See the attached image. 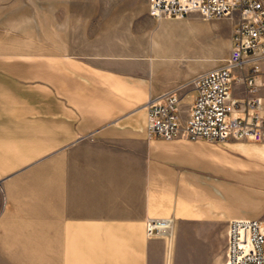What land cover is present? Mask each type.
Returning a JSON list of instances; mask_svg holds the SVG:
<instances>
[{
	"label": "crops",
	"instance_id": "0c3cea01",
	"mask_svg": "<svg viewBox=\"0 0 264 264\" xmlns=\"http://www.w3.org/2000/svg\"><path fill=\"white\" fill-rule=\"evenodd\" d=\"M98 17L50 15L46 36L0 45V264H215L230 222L264 218V145L149 138L145 103L192 105L211 69L171 46L178 19L137 36ZM149 219L171 232L148 238Z\"/></svg>",
	"mask_w": 264,
	"mask_h": 264
},
{
	"label": "built area",
	"instance_id": "2783aa9c",
	"mask_svg": "<svg viewBox=\"0 0 264 264\" xmlns=\"http://www.w3.org/2000/svg\"><path fill=\"white\" fill-rule=\"evenodd\" d=\"M149 13L157 21L195 13L205 20L236 17L228 59L195 78L196 95L186 112L179 90L145 103L149 138L264 143V0H149ZM246 67L248 92L236 99L234 72ZM171 228L167 219L145 222L148 238L167 236ZM226 264H264V220L229 223Z\"/></svg>",
	"mask_w": 264,
	"mask_h": 264
},
{
	"label": "rangeland",
	"instance_id": "374dc122",
	"mask_svg": "<svg viewBox=\"0 0 264 264\" xmlns=\"http://www.w3.org/2000/svg\"><path fill=\"white\" fill-rule=\"evenodd\" d=\"M148 7L149 0H0V45L31 44L33 29L40 28L46 36L49 16H58L69 11L73 14H98L100 19H107L111 14H119L122 19H128L125 22L128 24L127 31L130 34L135 32L137 36L145 35L150 30L148 23L151 17ZM153 22L151 27L154 29L157 22ZM174 22L179 23V29L168 37L171 46L179 48L190 58L198 57L195 63L200 72L224 64L231 50L235 16L205 20L195 13ZM190 23L195 25L193 28L197 30L196 33L186 28ZM191 99L185 98L181 102V108H188ZM240 143L257 144L243 141ZM241 150L244 155L251 156V152L248 153L245 147ZM257 152V155L264 157V147L257 149ZM237 155L247 159L246 156ZM260 180L259 182L263 181L261 191L264 192V176L262 181ZM192 264L199 263L193 261ZM215 264H226V246L217 254Z\"/></svg>",
	"mask_w": 264,
	"mask_h": 264
}]
</instances>
